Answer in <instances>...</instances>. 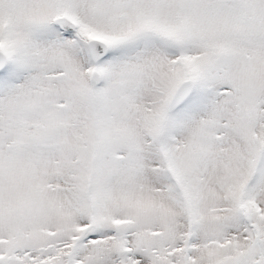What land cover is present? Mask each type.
I'll return each mask as SVG.
<instances>
[{
	"label": "rangeland",
	"instance_id": "374dc122",
	"mask_svg": "<svg viewBox=\"0 0 264 264\" xmlns=\"http://www.w3.org/2000/svg\"><path fill=\"white\" fill-rule=\"evenodd\" d=\"M0 50V264H264V0H0Z\"/></svg>",
	"mask_w": 264,
	"mask_h": 264
},
{
	"label": "water",
	"instance_id": "95a60500",
	"mask_svg": "<svg viewBox=\"0 0 264 264\" xmlns=\"http://www.w3.org/2000/svg\"><path fill=\"white\" fill-rule=\"evenodd\" d=\"M52 23L57 25L60 29L65 31H70L75 29V24L70 21L65 16H58L52 20ZM87 47L89 56L93 63H96L98 59L106 52L107 46L105 43L96 40V39H89L87 40ZM5 63V56L0 51V67H2ZM99 73L97 70H92L90 74V81L92 86H95L99 83ZM192 82L189 80L181 81L180 84L174 90L168 104H167V111H171L175 108L179 102L185 97L188 96L192 90Z\"/></svg>",
	"mask_w": 264,
	"mask_h": 264
}]
</instances>
